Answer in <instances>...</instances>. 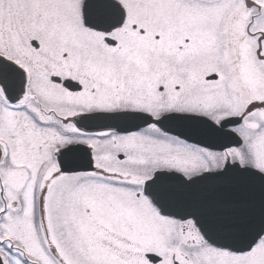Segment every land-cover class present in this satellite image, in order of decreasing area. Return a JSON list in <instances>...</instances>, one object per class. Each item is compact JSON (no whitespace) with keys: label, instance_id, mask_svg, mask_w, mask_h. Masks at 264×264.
Returning a JSON list of instances; mask_svg holds the SVG:
<instances>
[{"label":"snow or ice","instance_id":"snow-or-ice-1","mask_svg":"<svg viewBox=\"0 0 264 264\" xmlns=\"http://www.w3.org/2000/svg\"><path fill=\"white\" fill-rule=\"evenodd\" d=\"M0 264H264V0H0Z\"/></svg>","mask_w":264,"mask_h":264}]
</instances>
